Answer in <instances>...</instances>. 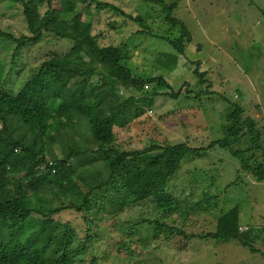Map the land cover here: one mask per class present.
Masks as SVG:
<instances>
[{
  "label": "rangeland",
  "instance_id": "obj_1",
  "mask_svg": "<svg viewBox=\"0 0 264 264\" xmlns=\"http://www.w3.org/2000/svg\"><path fill=\"white\" fill-rule=\"evenodd\" d=\"M100 1L117 10L96 8L94 2L79 3L75 10L82 11L91 23L99 46L122 47L124 61L139 76L162 75L173 90L186 82L192 91L176 99L160 94L152 97V103L142 106L143 114L128 127H114L113 145L130 150L151 142H184L205 150L186 154L165 185V192L177 201L173 225L181 221V215L187 217L184 235L153 238V226L135 223L156 216L153 204L141 202L118 209L107 199H113V192L97 190L87 210L76 213L65 209L52 216L73 228L69 245L73 264H264V180L239 171L229 149L206 148L223 136L234 104L241 107L243 118L254 120L264 144V0H163L175 3L171 15L190 35L177 64L170 68L162 61L174 53L171 42L180 35V26L166 21L159 5L144 0ZM45 8L42 3L40 11ZM134 17L140 18L142 25ZM0 30L16 37L27 34L19 2L0 0ZM14 45L0 36V65L3 61L5 69L10 66ZM67 48L68 42L50 35L36 45L25 46L17 55L21 60L11 66L14 71L5 74V70L0 76V90L16 92L50 53H63ZM195 67L203 73L204 81H198ZM152 84L144 89L149 90ZM118 93L121 98L142 95L134 90L120 89ZM76 129L79 146L91 145L82 135L86 129L82 125ZM246 141L241 137L231 149L245 148ZM51 151L62 155L57 144L51 145ZM234 206L239 210L238 224L249 236L247 244L203 236L213 232L217 218ZM87 230L91 238L80 248L87 242Z\"/></svg>",
  "mask_w": 264,
  "mask_h": 264
},
{
  "label": "trees",
  "instance_id": "obj_2",
  "mask_svg": "<svg viewBox=\"0 0 264 264\" xmlns=\"http://www.w3.org/2000/svg\"><path fill=\"white\" fill-rule=\"evenodd\" d=\"M13 1L21 4L27 34L16 37L0 30L1 37L15 42L8 69L1 61L0 76L5 70V74L13 72L11 66L21 60L17 55L25 46L41 42L45 35L68 42V48L63 53H50L16 92L0 90V264H73L69 248L73 228L54 221L52 216L65 209L76 213L87 210L97 190L113 192V199L106 197L118 209L141 202L153 204L156 216L135 222L153 226V238L162 234L184 235L187 217L181 215V221L173 225L172 213L178 206L165 192V185L186 154L198 155L199 150L205 149L192 148L184 142L161 145L151 142L124 150L112 142L114 127H128L143 114L142 106L152 103V97L187 96L192 92L188 83L183 82L173 90L162 75L139 76L124 61L122 47L97 44L91 23L83 18L82 11L75 10L79 3L91 2L96 8L117 10L110 3ZM144 1L159 5L166 21L180 26V35L171 42L174 53L162 61L166 67H173L183 53L184 43L190 39L189 32L171 15L174 2ZM42 3L46 5L44 11H40ZM68 13L72 15L70 18L66 16ZM120 13L131 18L125 12ZM133 19L141 23L140 18ZM193 73L199 82L204 81L197 67ZM151 83L149 90L144 89ZM120 89L140 91L142 95L128 94L121 98ZM77 125L86 129L82 135L91 145L79 146L75 136L79 133ZM241 137L247 139L246 147L231 149ZM53 144L59 145L61 156L52 153ZM215 145L230 150L238 161L239 171L258 181L264 180L260 131L253 119L242 117L239 105L232 106L223 136L206 148ZM238 212L234 206L221 214L215 230L203 236L247 244L249 236L238 224ZM83 219L88 221L85 216ZM89 238L87 230L84 238L87 242L80 248L88 244Z\"/></svg>",
  "mask_w": 264,
  "mask_h": 264
}]
</instances>
